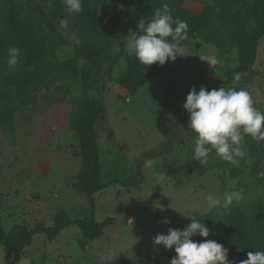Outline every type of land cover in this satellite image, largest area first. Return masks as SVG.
Masks as SVG:
<instances>
[{
    "label": "rangeland",
    "instance_id": "374dc122",
    "mask_svg": "<svg viewBox=\"0 0 264 264\" xmlns=\"http://www.w3.org/2000/svg\"><path fill=\"white\" fill-rule=\"evenodd\" d=\"M255 1L180 0L185 9L209 10L213 39H189L184 55L134 94H126L120 81L126 71V41L133 31H143L139 16L116 17L98 34L69 21L62 28L53 18V0L32 1L36 43H53V61L65 69L40 84L35 101L11 111V123L0 122V221L8 232L16 225L53 226L89 215L88 194L76 187L77 180L86 177L76 131L86 124L88 113L100 149V183L112 182L93 193L95 219L116 221L96 238L85 237L74 225L53 240L35 235L18 254L0 244V264H170L174 250L152 242L171 228L161 223L164 217L172 221L204 215L213 208L206 199L209 194L222 201L225 193L264 177V140L245 135L246 155L236 165L213 151L202 166L193 160L196 134L187 126L189 116L175 126L177 113L170 108L172 103L184 110L189 89L204 86L246 89L264 112V36L253 75L246 78L245 73L237 80L233 74L241 63L248 64L254 34L261 28ZM10 2L26 0H0L3 40ZM7 55L0 57V92L7 85L25 83L28 74L43 67L22 62L9 67ZM199 55H215L218 63L210 65ZM260 238L251 246L255 251H264Z\"/></svg>",
    "mask_w": 264,
    "mask_h": 264
},
{
    "label": "trees",
    "instance_id": "16d2710c",
    "mask_svg": "<svg viewBox=\"0 0 264 264\" xmlns=\"http://www.w3.org/2000/svg\"><path fill=\"white\" fill-rule=\"evenodd\" d=\"M32 1L26 0L25 3L10 2L8 5L4 32L6 39L0 38V57L8 54L7 49L10 46H16L21 50L19 62L27 66L43 64V67L28 74L25 83L18 86L7 85L0 92V122L11 123L13 116L9 113L21 110L29 101H35L40 84L51 81L52 77L65 69L62 62L55 63L53 61L55 56L53 43L45 44L41 40L36 43L38 32L33 16ZM53 2L52 14L57 24H60L62 19H66L74 26L92 33H103L111 27L116 17L139 16L140 20L147 22L152 18L154 11L165 3L169 4L174 19L179 18L188 24L187 38L182 42V47L194 36H199L206 41L212 40L215 30L211 28L208 9L205 8L202 11L188 10L181 6L180 0H82L83 10L79 14L70 13L64 4V0H53ZM253 9L261 28L254 34L248 64L244 66L241 63L234 70V77L245 73H247L246 78L253 75L252 65L255 53L264 36V0L255 1ZM92 59L96 63V59L93 57ZM101 60L103 59L99 61ZM124 60L126 71L120 84L126 94H134L150 78L169 67L173 62L168 61L164 65L154 63L144 67L135 56L128 55L125 51ZM170 108L177 113L174 121L175 126L181 119L189 116L185 110H182L181 106H175L171 103ZM86 120V124L76 131L79 141L82 140L83 155L81 160L86 177L79 178L76 187L88 194L89 215L74 220H61L53 226L43 223H36L31 228L16 225L8 232L4 230L0 221V244L12 248L15 254H18L25 246L31 245L35 235L53 240L63 229L74 225L85 237L96 238L103 235L104 230L115 223L114 217H107L103 221L95 219L93 193L112 185V182L100 183L102 168L100 149L95 140L93 118L90 117L89 113ZM243 190L244 198L241 201L233 202L228 208L221 204V206L213 207L204 215L193 217L205 223L210 229L209 236L227 247L229 249L228 258L236 261L237 264L247 258L248 252L255 251L251 248L253 242L260 241L261 236L264 237V208L262 207L264 177L247 184ZM188 223H190V218L182 217L172 220L169 226L182 230Z\"/></svg>",
    "mask_w": 264,
    "mask_h": 264
},
{
    "label": "clouds",
    "instance_id": "9594fccd",
    "mask_svg": "<svg viewBox=\"0 0 264 264\" xmlns=\"http://www.w3.org/2000/svg\"><path fill=\"white\" fill-rule=\"evenodd\" d=\"M68 11L72 14L82 12V0H64ZM99 14V13H98ZM62 28H67L68 21H60ZM139 28L142 33L133 31L125 44V52L133 55L144 66L154 63L164 65L175 61L177 56L184 55L182 42L187 38L188 24L179 18L174 19L169 4L157 8L150 20H141ZM6 63L15 67L20 60L21 50L16 46L7 49ZM202 61L210 65L218 63L215 55H199ZM240 77L237 75L236 79ZM182 107L189 114L187 126L196 134L193 160L200 165H207L209 155L213 151L223 161L233 165L244 158L246 152L242 147L245 135L253 139L264 140V112L254 106L249 91L243 88L206 89L200 86L191 87L186 94ZM244 198V190L225 193L223 200L215 194L206 199L211 207L228 208L233 202ZM163 211V207L160 208ZM163 224L171 221L164 217ZM210 229L202 220L190 217L185 228H170L167 234L158 233L153 238L154 245H162L166 250H174L170 264H237L228 258L229 249L221 243L193 237H208ZM239 264H264V251H250L247 258Z\"/></svg>",
    "mask_w": 264,
    "mask_h": 264
}]
</instances>
